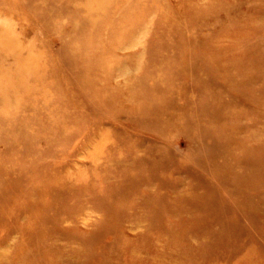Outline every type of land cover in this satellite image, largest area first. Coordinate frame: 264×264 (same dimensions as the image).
Returning <instances> with one entry per match:
<instances>
[{
	"label": "rangeland",
	"instance_id": "1",
	"mask_svg": "<svg viewBox=\"0 0 264 264\" xmlns=\"http://www.w3.org/2000/svg\"><path fill=\"white\" fill-rule=\"evenodd\" d=\"M263 66L264 0H0V264H264Z\"/></svg>",
	"mask_w": 264,
	"mask_h": 264
},
{
	"label": "bare ground",
	"instance_id": "2",
	"mask_svg": "<svg viewBox=\"0 0 264 264\" xmlns=\"http://www.w3.org/2000/svg\"><path fill=\"white\" fill-rule=\"evenodd\" d=\"M204 4H205V3H204ZM192 5H193V4H192ZM193 7H194V8H197V6L195 7L194 5H193ZM200 8H201V7H200ZM202 9H203V8H202ZM184 11H185V10H184ZM205 11H206V12H205ZM185 12H186V11H185ZM191 12H192V11H191ZM187 13H188V12H187ZM187 13H186V14H187ZM199 13H201V15H202V14H206L205 16H207V15H211V16H213V17L215 16V12H214L213 10H211V9H207V10L204 9V10H202V11L199 12ZM199 13H198V14H199ZM198 14H197V15H198ZM192 15H193V14H192ZM184 16H185V18H186V15H184ZM205 16H204V17H205ZM199 17H200V16H199ZM199 17H197V18H199ZM250 17H251V16H250ZM253 17H254V16H252V19H253ZM192 18H193V16H192ZM192 18H189V19H192ZM250 19H251V18H250ZM204 20H205V19H204ZM207 20H208V19H207ZM27 21H28V20H27ZM192 22H193V21H192ZM195 23H196V22H195ZM200 23H201V22H200ZM215 23H217V22H215ZM192 24H193V23H192ZM197 24H198V23H197ZM206 24H207V23H206ZM258 24H259V23H258ZM199 25H201V24H199ZM204 25H205V24H204ZM255 25H256V24H255ZM189 26H190V25H189ZM250 26H252V25H250ZM253 26H254V25H253ZM193 27H195V26H193ZM197 27H198V26H197ZM197 27H196V28H197ZM258 27H259V26H258ZM220 28H221V27H220ZM198 29H199V27H198ZM200 29H201V28H200ZM196 30H197V29H196ZM201 30H202V29H201ZM223 30H226V29H223ZM258 30H259V29H258ZM75 31H76V30H75ZM187 31H192V30H191V29H190V30L188 29ZM198 31H199V30H198ZM207 31H209V30H206V32H207ZM214 32H215V31H214ZM220 32H221V29H220ZM220 32L217 31V33H220ZM173 33H174V32H173ZM175 33H176V32H175ZM223 33H224V32H223ZM171 34H172V33H171ZM195 34H197V33H195ZM202 34H203V33H202ZM205 34H206V33H205ZM163 35H164V34H163ZM173 35H174V34H173ZM173 35H171V36H173ZM216 35H220V34H216ZM223 35L225 36V33H224ZM229 35L231 36L232 34H229ZM236 35H237V34H236ZM205 36H206V35H204V37H205ZM208 36H209V35H208ZM220 36H222V35H220ZM224 36H222V37H224ZM226 36H227V35H226ZM237 36H238V35H237ZM163 37H164V36H163ZM176 37H177V36H176ZM176 37H175V38L173 37V38L176 39ZM182 37H183V36H182ZM196 37H197V36H196ZM227 37H228V36H227ZM241 37H242V36H241ZM189 38H190V37H189ZM189 38H188V39H189ZM206 38H207V37H206ZM210 38H211V36H210ZM210 38H209V39H210ZM212 38H214V37H213V34H212ZM215 38H216V37H215ZM217 38H219V36H218ZM231 38H233V36H232ZM235 38H236V37H235ZM235 38H234V39H235ZM179 39H180V38H179ZM183 39H184V38H183ZM183 39H182V40H183ZM195 39H196V38H195ZM202 39H203V38H202ZM209 39H208V40H209ZM236 39H237V38H236ZM238 39H239V36H238ZM190 40H191V39H190ZM212 40H213V39H212ZM149 41H150V40H149ZM205 41H206V40H205ZM205 41H202V42L205 43ZM209 41H210V40H209ZM213 41H214V40H213ZM220 41L222 42L223 40H220ZM224 41H225V40H224ZM224 41H223V42H224ZM232 41H233V40H232ZM180 42H181V41H180ZM180 42H179V43H180ZM210 42H211V41H210ZM210 42H209V43H210ZM215 42H217V41H215ZM221 42H220V43H221ZM168 43H169V42H168ZM188 43H189V42H188ZM188 43H187V44H188ZM207 43H208V42L206 41V44H207ZM211 43H212V42H211ZM158 44H159V43H158ZM187 44H186V45H187ZM197 44H198V43H197ZM214 44H215V43H214ZM214 44H211V45L213 46ZM50 45H51V44H50ZM167 45H168V44H167ZM172 45H173V44H172ZM184 45H185V43L183 44V46H184ZM200 45H201V43H200ZM221 45H222V44H221ZM221 45H220V46H221ZM228 45H229V44H228ZM195 46H196V45H195ZM195 46H194V47H195ZM201 46H202V45H201ZM201 46H200V47H201ZM204 46H205V45H204ZM207 46H208V44H207ZM220 46H219V47H220ZM189 47H190V46H189ZM208 47H210V46H208ZM161 48H162V47H161ZM164 48H165V47H164ZM166 48H167V46H166ZM178 48H179V47H178ZM216 48H218V47H216ZM179 49H181V46H180ZM190 49H191V48H190ZM200 49H201V48H200ZM225 49H226V48H225ZM182 50H183V49H181L180 51H182ZM194 50H196V49L194 48ZM203 50H204V49H203ZM207 50H208V49H207ZM207 50H206V51H207ZM212 50H213V47H212L211 51H212ZM215 50H216V49H215ZM219 50H220V49H219ZM221 50H222V48H221ZM221 50H220V51H221ZM257 50H258V49H257ZM165 51H166V50H165ZM188 51H189V50H188ZM200 51H201V50H200ZM206 51H205V52H206ZM208 51H209V50H208ZM208 51H207V52H208ZM217 51H218V50H217ZM223 51H224V49H223ZM163 52H164V51H163ZM225 52H226V51H225ZM161 53H162V52H161ZM181 53H182V52H181ZM183 53H184V52H183ZM192 53H193V51H192ZM200 53H201V52H200ZM200 53H199V54H200ZM222 53H223V52L221 51V54H222ZM250 53H251V52H250ZM254 53H256V52L254 51ZM254 53H252V56L254 55ZM168 54H169V53H168ZM170 54H171V53H170ZM174 54H175V53H174ZM194 54H196V53H194ZM204 54H206V53H204ZM212 54H213V53H212ZM212 54H211V55H212ZM223 54H224V53H223ZM259 54H260V52H259ZM84 55H85V54H84ZM132 55H133V54H132ZM164 55H165V54H164ZM175 55H177V54H175ZM215 55H217V54H215ZM218 55H220V53H218ZM236 55H237V54H236ZM249 55H250V54H249ZM166 56H167V55H166ZM171 56H172V55H171ZM179 56H180V55L178 54V57H179ZM208 56H210V55H209V52H208ZM257 56L259 57V55H257ZM186 57H187V54H186ZM190 57H191V56H190ZM196 57H199V56H195V58H196ZM211 57H212V56H211ZM217 57H219V56H217ZM220 57H221V56H220ZM225 57H226V56H225ZM248 57H249V56H247L246 58H248ZM250 57H251V55H250ZM92 58H93V57H92ZM187 58H188V57H187ZM214 58H215V57H214ZM236 58H237V57H236ZM238 58H239V57H238ZM242 58H243V56L241 55V61H242ZM244 58H245V57H244ZM7 59H8V58H7ZM62 59H63V58H62ZM189 59H190V58H189ZM197 59H198V58H197ZM197 59H196V60H197ZM207 59H208V58H207ZM212 59H213V58H212ZM226 59H227V58H226ZM231 59H233V58H231ZM234 59H235V58H234ZM251 59H252V58H248V59H245V60H246L247 62L250 63V62H251ZM258 59H259V58H258ZM221 60H222V59H221ZM235 60H236V59H235ZM235 60H234V61H235ZM237 60H238V59H237ZM256 60H257V58H256ZM155 61H156V60H155ZM187 61H188V59H187ZM190 61H191V60H190ZM205 61H206V60H205ZM208 61H209V60H208ZM208 61H206V62H208ZM213 61H214V60H213ZM232 61H233V60H232ZM194 62H195V61H194ZM196 62H197V61H196ZM209 62H210V61H209ZM209 62H208V63H209ZM227 62H228V61H227ZM262 62H263V61H262ZM157 63H158V62H157ZM210 63H212V62H210ZM210 63H209V64H210ZM214 63H215V62H214ZM228 63H229V62H228ZM239 63H240V62H239ZM245 63H246V62H245ZM245 63H244V64H245ZM258 63H259V61H258ZM189 64H190V63H189ZM193 64H194V63H193ZM193 64H191V65H193ZM195 64H196V63H195ZM229 64H230V63H229ZM235 64H236V63H235ZM244 64H243V65H244ZM252 64H253V63H252ZM255 64H256V63H255ZM187 65H188V64H187ZM226 65H227V64H226ZM238 65H239V64H237V67H238ZM240 65H242V64L240 63ZM246 65H247V64H246ZM259 65H260V64H259ZM262 65H263V64H262ZM206 66H207V65H206ZM208 66H209V65H208ZM212 66H213V65H212ZM229 66H230V65H229ZM229 66H228V67H229ZM203 67H204V66H203ZM209 67L211 68V65H210ZM213 67H214V66H213ZM228 67H227V68H228ZM241 67H242V68H246L245 65H244V66H241ZM253 67H255V65H253ZM259 67H260V66H259ZM169 68H170V67H169ZM195 68H196V67H195ZM250 68H251V67H250ZM196 69H197V68H196ZM204 69H205V68H204ZM240 69H241V68H240ZM256 69H257V68H256ZM256 69H255V70H256ZM263 69H264V66H263ZM167 70H168V68H167ZM189 70H190V69H189ZM206 70H207V69H206ZM206 70H205V72H206ZM261 70H262V69H261ZM261 70H260V71H261ZM222 71H223V70H222ZM234 71H235L234 68H232V69H228V70L226 69V72L228 73L229 76H231L232 74H234ZM237 71H238V70H237ZM188 72H189V71H188ZM194 72H195V71H194ZM209 72H211V71H209ZM209 72H207V73H209ZM238 72H239V71H238ZM240 72H241V71H240ZM201 73H203V71H202ZM211 74H212V73H211ZM204 75H205V74H204ZM207 75L209 76L210 74H207ZM238 75H239V73H238ZM245 75H246V74H245ZM259 75H260V74H259ZM92 76H93V75H92ZM233 76H234V75H233ZM251 76H252V75H251ZM263 76H264V75H263ZM200 77H201V76H200ZM210 77H211V76H210ZM214 77H216V75H215ZM238 77H239V76H238ZM245 77H246V76H245ZM252 77H253V76H252ZM227 78H228V77H227ZM232 78H233V77H232ZM140 79H141V78H140ZM204 79H205V76H204ZM206 79H207V77H206ZM241 79H242V78H241ZM212 80H213V78H212ZM218 80H219V79H218ZM142 81H143V80H142ZM206 81H207V80H206ZM214 81H215V79H214ZM216 81H217V79H216ZM239 81H240V80H239ZM239 81H238V83H239ZM246 81H247V80H246ZM248 82H249V81H248ZM122 83H123V82H122ZM133 83H134V82H133ZM198 83H199V82H198ZM202 83H203V82H202ZM205 83H206V82H205ZM219 83H221L222 85H225V86H229V87L233 85V81H232V82H229V85H228V82H227V81H224L223 83H222V81H220ZM249 83H250V82H249ZM255 83H256V82H255ZM255 83H254V84H255ZM119 84H120V83H119ZM119 84H118V85H119ZM124 84H125V83H124ZM136 84H137V83H136ZM143 84H144V81H143L142 85H143ZM200 84H201V83H200ZM206 84H207V83H206ZM247 84H248V83H246V85H247ZM127 85H128V84H127ZM127 85H126V88H127ZM192 85H194V84H192ZM198 85H199V84H198ZM198 85H197V86H198ZM216 85H217V84H216ZM234 85H236V84H234ZM240 85H241V82H240ZM242 85H243V84H242ZM250 85H251V84H250ZM252 85H253V84H252ZM137 86H138V85H137ZM187 86H189V85H187ZM203 86H204V85H203ZM211 86H213V85H211ZM218 86H219V85H218ZM218 86H217V87H218ZM236 86H237V85H236ZM243 86H244V85H243ZM247 86H248V85H247ZM258 86H259V85H258ZM87 87H88V85H87ZM92 87H93V84H92ZM121 87H122V86H121ZM148 87H149V86H148ZM150 87H151V86H150ZM205 87H206V86H205ZM239 87H240V86H239ZM261 87H262V85H261ZM131 88H132V87H131ZM136 88H137V87H136ZM146 88H147V86H146ZM206 88H207V87H206ZM218 88H219V87H218ZM240 88H241V87H240ZM240 88H238L240 91H241L242 89L244 90V88H242V89H240ZM262 88H263V87H262ZM124 89H125V88H124ZM127 89H128V88H127ZM133 89H134V88H133ZM140 89H141V88H140ZM149 89H150V88H149ZM222 89H223V88H222ZM225 89H226V87H225ZM227 89H228V88H227ZM251 89H253V88L251 87ZM256 89H257V88H256ZM256 89H255V90H256ZM259 89H260V87H259ZM116 90H117V89H116ZM141 90H142V89H141ZM146 90H147V89H146ZM207 90H208V88H207ZM207 90H206V91H207ZM211 90H213V89H211ZM253 90H254V89H253ZM128 91H130V89H129ZM147 91H148V90H147ZM151 91H152V90H151ZM208 91H209V90H208ZM214 91H215V89H214ZM248 91H249V90H248ZM248 91H247V93H248ZM122 92H123V91H122ZM126 92H127V91H126ZM135 92H136V91H135ZM135 92H134V93H135ZM144 92H145V91H144ZM218 92H220V91H218ZM230 92H231V91H230ZM242 92H243V91H242ZM244 92H245V91H244ZM244 92H243V93H244ZM252 92H253V91H252ZM252 92H251V93H252ZM129 93H130V92H129ZM134 93H133V94H134ZM145 93H146V92H145ZM251 93H250V94H251ZM109 94H110V95H113L114 93H109ZM119 94H120V93H119ZM124 94H125V93H124ZM142 94H143V93H142ZM212 94H213V93H212ZM228 94H229V93H228ZM228 94H227V95H228ZM236 94H238V93H236ZM252 94H253V93H252ZM252 94H251V96H252ZM254 94H256V93H254ZM261 94H262V93H261ZM102 95L105 96L106 93H104V94H102ZM114 95H117V94H114ZM140 95H141V94H140ZM143 95H144V94H143ZM128 96H129V94H128ZM131 96H133V95H131ZM144 96H145V95H144ZM150 96H152V94H151ZM150 96H149V97H150ZM216 96H217V95H216ZM222 96H223V95H222ZM126 97H127V96H126ZM133 97H134V96H133ZM209 97H210V96H209ZM214 97H215V96H214ZM241 97H242V96H241ZM105 98H106V97H105ZM129 98H130V97H128V99H129ZM134 98H135V97H134ZM144 98H145V97H144ZM146 98H147V97H146ZM222 98H223V97H222ZM228 98H229V97H228ZM244 98H246V97H244ZM262 98H264V97H262ZM136 99H137V98H136ZM154 99H155V98H154ZM218 99H219V98H218ZM229 99H230V98H229ZM229 99H228V100H229ZM142 100H143V99H142ZM146 100H147V99H146ZM165 100H166V99H165ZM193 100H194V99H193ZM197 100H198V99H197ZM205 100H206V99H205ZM211 100H212V99H211ZM213 100H214V99H213ZM219 100H220V99H219ZM225 100H226V99H225ZM244 100H245V99H244ZM255 100H256V98H255ZM262 100H263V99H262ZM137 101H138V99H137ZM155 101H156V99H155ZM163 101H164V100L162 99V102H163ZM169 101H170V100H169ZM215 101H216V100H215ZM121 102H124V101L121 100ZM127 102H128V101H127ZM135 102H136V100H135ZM139 102H141V100H139ZM162 102H160V103H161V104H164V103H162ZM197 102H198V101H197ZM218 102H219V101H218ZM226 102H227V100H226ZM226 102H225V103H226ZM235 102H236V101H235ZM259 102H260V101H259ZM136 103H137V102H136ZM155 103H156V102H155ZM219 103H220V102H219ZM263 103H264V102H263ZM91 104H92V103H91ZM141 104H142V103H141ZM169 104H170V103H169ZM213 104H215V103H213ZM220 104H221V103H220ZM230 104H232V103H230ZM238 104H239V103H238ZM251 104H252V103H251ZM153 105H154V104H153ZM156 105H158V104H156ZM166 105H167V104H166ZM217 105H218V103H217ZM221 105H222V107H223V104H221ZM227 105H228V104H227ZM138 106H139V105H138ZM150 106H151V105H150ZM206 106H208V105H206ZM234 106H235V105H234ZM234 106H233V107H234ZM238 106H239V105H238ZM253 106H254V105H253ZM127 107H128V106H127ZM127 107H126V108H127ZM136 107H137V106H136ZM140 107H141V106H140ZM204 107H205V105H204ZM224 107H225V106H224ZM226 107H227V106H226ZM255 107H256V105H255ZM138 108H139V107H138ZM149 108H150V107H149ZM157 108H158V106H157ZM160 108H161V107H159V109H160ZM194 108H195V107H194ZM199 108H200V107H199ZM218 108H219V107H218ZM220 108H221V107H220ZM228 108H229V107H228ZM257 108H258V107H257ZM139 109L141 110V108H139ZM147 109H148V104H147ZM153 109H155V108H153ZM223 109H224V108H223ZM258 109H259V108H258ZM208 110H210V109L208 108ZM226 110H227V109H226ZM256 110H257V109H256ZM146 111H147V110H146ZM212 111H213V110H212ZM231 111H232V110H231ZM253 111H254V110H253ZM137 112H138V110H137ZM151 112H152V109H151ZM214 112H215V111H214ZM225 112H226V111H225ZM227 112H228V111H227ZM256 112H257V111H256ZM141 113H142V112H141ZM144 113H145V112H144ZM147 113H148V112H147ZM246 113H248V112H246ZM120 114H122V113H120ZM129 114H130V113H129ZM149 114H151V113H149ZM153 114H154V113H153ZM156 114H157V113H156ZM249 114H250V112H249ZM255 114H256V113H255ZM257 114H258V113H257ZM127 115H128V114H127ZM130 115H131V114H130ZM147 115H148V114H147ZM151 115H152V114H151ZM157 115H158V114H157ZM195 115H196V114H195ZM233 115H234V114H233ZM236 115H237V114H236ZM242 115H243V114H242ZM262 115H263V114H262ZM82 116H83V115H82ZM145 116H146V115H145ZM148 116H150V115H148ZM153 116H154V115H153ZM205 116H206V115H205ZM213 116H215V115H213ZM216 116H217V115H216ZM237 116H238V118H239V115H237ZM128 117H129V115H128ZM140 117H141V116H140ZM151 117H152V116H151ZM234 117H235V116H234ZM251 117H252V116H251ZM125 118H127V117H125ZM142 118H144V117H142ZM152 118H153V117H152ZM152 118H150V119L152 120ZM156 118H158V117L156 116ZM212 118H214V117H212ZM79 119H80V118H79ZM140 119H141V118H140ZM145 119H147V117H146ZM148 119H149V117H148ZM150 119H149V121H151ZM198 119H199V118H198ZM260 119H261V118H260ZM133 120H134V118H133ZM142 120H143V119H142ZM179 120H180V119H179ZM207 120H208V119H207ZM227 120H228V119H227ZM229 120H230V118H229ZM74 121H75V120H74ZM149 121H148V122H149ZM158 121H159V120H158ZM161 121H162V120H161ZM200 121H201V120H200ZM223 121H224V120H223ZM230 121H231V120H230ZM232 121H233V120H232ZM253 121H254V120H253ZM141 122H145V120H143V121H141ZM146 122H147V121H146ZM151 122H152V121H151ZM151 122H150V124H151ZM205 122H206V121H205ZM238 122H239V121H238ZM244 122H246V121H244ZM251 122H252V121H251ZM215 123H216V122H215ZM220 123H222V122H220ZM240 123H241V122H240ZM260 123H261V122H260ZM147 124H148V123H147ZM157 124L159 125V123H157ZM204 124H205V123H204ZM204 124H203V125H204ZM213 124H214V123H213ZM94 125H95V124H94ZM210 125H211V124H210ZM237 125H238V124H237ZM262 125H263V124H262ZM142 126H143V124H142ZM155 126H156V122H155ZM144 127H145V126H144ZM144 127H143V128H144ZM150 127H151V126H150ZM100 128H101V127H100ZM148 128H149V127H148ZM148 128H146V129H148ZM153 128H154V127H153ZM211 128H212V127H211ZM257 128H258V127H257ZM233 129H234V128H233ZM235 129H236V128H235ZM254 129H255V128H254ZM254 129H253V130H254ZM260 129H262V127H261ZM263 129H264V128H263ZM93 130H94V129H93ZM257 130H258V129H257ZM257 130H256V131H257ZM28 131H29V130H28ZM28 131H27V132H28ZM196 131H197V130H196ZM204 131H205V130H204ZM242 131H243V130H242ZM256 131H255V132H256ZM260 131H261V130H260ZM33 132H34V131H33ZM182 132H183V131H182ZM205 133H207V131H206ZM236 133H238V132H236ZM259 133H260V132H259ZM263 133H264V132H263ZM238 134H239V133H238ZM240 134H241V133H240ZM250 134H251V133H250ZM253 134H254V133H253ZM29 135H30V134H29ZM223 135H224V134H223ZM254 135H255V134H254ZM70 136L72 137L71 134H70ZM115 136H116V135H115ZM176 136H177V134H176ZM213 136H215V133H214ZM236 136H237V135H236ZM242 136H246V138H247V137H248V138H249V137H250V138L253 137L252 135H249V134H247V133H245V132H244V134H242ZM242 136H241V137H242ZM256 136H257V135H256ZM256 136H255V137H256ZM258 136H260V134H259ZM258 136H257V137H258ZM261 136H262V135H261ZM1 137H2V136H1ZM31 137H32V134H31ZM33 137H34V136H33ZM68 137H69V136H68ZM122 137H123V136H122ZM226 137H227V136H226ZM238 137H239V135H238ZM257 137H256V138H257ZM221 138H222V137H221ZM232 138L235 139V137H232ZM242 138H245V137H242ZM259 138H260V137H259ZM36 139H37V136H36ZM260 139H261V138H260ZM65 140H66V139H65ZM222 140H223V139H222ZM244 140H245V139H244ZM246 140H248V139H246ZM262 140H263V139H262ZM62 141H63V140H62ZM133 141H134V140H133ZM263 141H264V140H263ZM5 142H6V141H5ZM10 142H11V141H10ZM227 142H228V141H227ZM233 142H234V141H233ZM235 142H237V141L235 140ZM256 142H257V141H256ZM24 143L26 144V142H24ZM107 143H108V142H107ZM219 143H221V142H219ZM224 143H225V142H224ZM228 143H229V142H228ZM249 143H250V141H249ZM260 143H261V145L263 144L262 142H260ZM91 144H92V143H91ZM252 144H253V143H252ZM95 145H96V144H95ZM106 145H107V144H106ZM109 145H110V144H109ZM120 145H122V144H120ZM213 145H214V144H213ZM223 145H224V144H223ZM231 145H232V144H231ZM237 145H238V144H237ZM261 145H260V146H261ZM23 146H24V145H23ZM117 146H118V144H117ZM224 146H225V145H224ZM224 146H223V147H224ZM112 147H113V145H112ZM216 147H217V146H216ZM227 147H228V145H227ZM250 147H251V145H250ZM254 147H256V146L254 145ZM93 148H94V147H93ZM251 148H252V147H251ZM104 149H105V148H104ZM120 149L122 150L123 148H120ZM207 149H208V148H207ZM226 149H227V148H226ZM253 149H254V148H253ZM253 149H252V150H253ZM110 150H111V149H110ZM124 150H125V149H124ZM255 150H256V149H255ZM262 150H263V149H262ZM51 151H52V150H51ZM95 151H96V150H95ZM111 151H112V150H111ZM116 151H117V150H116ZM208 151H209V150H208ZM210 151H211V150H210ZM212 151H213V150H212ZM259 151H260V150H259ZM43 152H44V151H43ZM106 152H107V150H106ZM214 152H215V151H214ZM254 152H255V151H254ZM260 152H261V151H260ZM124 153H125V152H124ZM22 154H23V153H22ZM106 154H108V153H106ZM119 154H120V153H119ZM126 154H129V153H126ZM133 154H134V153H133ZM162 154H163V153H162ZM262 154H263V153H262ZM89 155H90V154H89ZM94 155H95V154H93V155H91V156H94ZM117 155H118V153H117ZM117 155H116L115 158H117ZM146 155H147V154H146ZM97 156H98V155H97ZM101 156H102V155H101ZM114 156H115V155H114ZM121 156H122V155H121ZM121 156H120V157H121ZM36 157H37V156H36ZM94 157H95V156H94ZM99 157H100V156H99ZM118 157H119V156H118ZM149 157H151V156H149ZM259 157H260V156H259ZM262 157H264V155H263ZM95 158H96V157H95ZM100 158H101V157H100ZM115 158H114V159H115ZM122 158H123V157H122ZM257 158H258V156H257ZM91 159H92V157H91ZM104 159H105V158H104ZM124 159H125V158H124ZM253 159H255V158H253ZM259 159H260V158H259ZM35 160H36V159L34 158V161H35ZM107 160L110 161L111 159H109V157L107 156ZM116 160H117V159H116ZM127 160H128V159H127ZM127 160H126V161H127ZM102 161H103V159L101 160V162H102ZM104 161H105V160H104ZM111 161H113V160H111ZM114 161H115V160H114ZM122 161H123V160H122ZM132 161H133V160H132ZM253 161H254V160H253ZM255 161H256V159H255ZM32 162H33V161H32ZM116 162H117V161H116ZM119 162H120V161H119ZM129 162H130V160H129ZM138 162H139V161H138ZM155 162H156V161H155ZM244 162H245V161H244ZM117 163H118V162H117ZM157 163H158V166H161V164H160L158 161H157ZM254 163H255V162H254ZM102 164H103V163H102ZM107 164H108V163H107ZM107 164H106V165H107ZM111 164H112V163H111ZM241 164H243V162H242ZM255 164H256V163H255ZM26 165H27V164H26ZM26 165H25V166H26ZM152 165H153V164H152ZM247 165L249 166V165H252V164H247ZM247 165H246V166H247ZM253 165H254V164H253ZM256 165H257V164H256ZM261 165H262V164H261ZM41 166H42V165H41ZM48 166H49V165H48ZM102 166H103V165H102ZM108 166H110V165H108ZM119 166H120V164H119ZM238 166H240V165H238ZM254 166H255V165H254ZM254 166L251 167V168H254ZM263 166H264V165H263ZM17 167H18V166H17ZM202 167H203V166H202ZM18 168H19V167H18ZM111 168H113V167H111ZM111 168H110V169H111ZM158 168H159V167H158ZM158 168H157V170H158ZM184 168H185V167H184ZM244 168H245V164H244ZM251 168H250V169H251ZM262 168H263V167H262ZM262 168H261V169H262ZM110 169H109V170H110ZM117 169H119V168H117ZM125 169H126V168H125ZM21 170H23V169H21ZM26 170H27V169H26ZM113 170H115V169H113ZM134 170H135V169H134ZM184 170H185V169H184ZM237 170H238V169H237ZM252 170H253V169H252ZM263 170H264V168H263ZM263 170H261V171H263ZM93 171H94V170H93ZM93 171H92V172H93ZM111 171H112V170H110V173H111ZM249 171H250V170H249ZM254 171H255V170H254ZM254 171H253V172H254ZM259 171H260V170H259ZM15 172H16V171H15ZM96 172H97V171H96ZM108 172H109V171H108ZM114 172H115V171H114ZM127 172H128V171H127ZM247 172H248V171H247ZM3 173H4V172H3ZM16 173H17V172H16ZM77 173H78V172H77ZM103 173H104V172H103ZM103 173H102V174H103ZM249 173H250V172H249ZM251 173H252V172H251ZM251 173H250V174H251ZM257 173H258V172H257ZM11 174H12V172H11ZM20 174H21V173H20ZM25 174H26V173H25ZM41 174H42V173H41ZM74 174H76V173L74 172ZM79 174H80V173H79ZM97 174H99V173H96V175H97ZM254 174H256V173H254ZM254 174H251V175H254ZM258 174H259V173H258ZM5 175H6V174H5ZM77 175H78V174H77ZM81 175H82V174H81ZM145 175H146V174H145ZM245 175H246V174H245ZM12 176H13V175H12ZM19 176H20V175H19ZM19 176L17 175V177H19ZM32 176H33V175H32ZM38 176H39V175H38ZM72 176H73V174H72ZM72 176H71V177H72ZM93 176H94V174H93ZM93 176H92V177H93ZM101 176H102V175H101ZM101 176H99V177H101ZM131 176H132V175H131ZM81 177H85V176H81ZM2 178H3V177H2ZM28 178H29V177H28ZM34 178H35V177H34ZM38 178H39V177H38ZM38 178H36V179H38ZM78 178H79V177H78ZM104 178H106V177H104ZM4 179H5V177H4ZM4 179H1V180L3 181ZM16 179H17V178H16ZM20 179H21V178H20ZM23 179H24V178H23ZM70 179H71V178H70ZM82 179H84V178H82ZM120 179H121V178H120ZM154 179H155V178H154ZM6 180H7V179H6ZM32 180H33V179H32ZM32 180H31V181H32ZM73 180H74V179H73ZM79 180H81V179H79ZM121 180H123V179H121ZM150 180H151V179H150ZM180 180H181V179H180ZM104 181H105V180H104ZM148 181H149V180H148ZM196 181H197V180H196ZM143 182H144V181H143ZM191 182H193V181H191ZM20 183H21V182H20ZM144 183H145V182H144ZM197 183H198V181H197ZM197 183H196V185H197ZM211 183H212V182H211ZM2 184H3V183H2ZM15 184H16V183H15ZM21 185H22V184H21ZM26 185H27V184H26ZM179 185H180V184H179ZM228 185H230V184H228ZM15 186H16V185H15ZM100 186H101V185H100ZM100 186H99V187H100ZM139 186H141V185H139ZM205 186H206V185H205ZM16 187H17V186H16ZM97 187H98V186H97ZM97 187H96V188H97ZM207 187H208V186H207ZM0 188H1V187H0ZM14 188H15V187H14ZM17 188H18V187H17ZM23 188H24V187H23ZM116 188H117V187H116ZM227 188H228V187H227ZM11 189H12V188H11ZM18 189H19V188H18ZM21 189H22V186H21ZM94 189H95V188H94ZM94 189H93V190H94ZM97 189H98V188H97ZM97 189H96V190H97ZM117 189H118V188H117ZM200 189H201V188H200ZM202 189H203V188H202ZM212 189H213V188H212ZM216 189H217V188H216ZM4 190H5V189H4ZM22 190H23V189H22ZM96 190H94V191L97 192ZM105 190H106V189H105ZM232 190H233V189H232ZM1 191H2V190H1ZM10 191H11V190H10ZM14 191H16V189H15ZM18 191H19V190H18ZM23 191H24V190H23ZM98 191H99V190H98ZM101 191H102V190H101ZM128 191H129V188H128ZM188 191H189V190H188ZM211 191H212V190H211ZM211 191H210V192H211ZM7 192H8V191H7ZM11 192H12V191H11ZM11 192H10V193H11ZM95 192H94V193H95ZM109 192H110V191H109ZM1 193H2V192H1ZM5 193H6V192H5ZM13 193H14V192H13ZM20 193H21V192H20ZM34 193H35V192H34ZM175 193H176V192H175ZM202 193H203V192H202ZM7 194H8V193H7ZM11 194H12V193H11ZM26 194H27V193H26ZM96 194H98V193H96ZM100 194H102V193H100ZM100 194H99V196H100ZM107 194H108V193H107ZM187 194H188V193H187ZM206 194H207V193H205V195H206ZM32 195H33V194H32ZM108 195H109V194H108ZM1 196H2V194H1ZM1 196H0V197H1ZM24 196H25V195H24ZM104 196H105V195H104ZM206 196H207V195H206ZM209 196H210V195H209ZM28 197H29V196H28ZM31 197H32V196H31ZM92 197H93V196H92ZM94 197H95V196H94ZM107 197H108V196H107ZM109 197H110V196H109ZM117 197H118V195H117ZM181 197H182V196H181ZM186 197H187V196H186ZM13 198H14V197H13ZM33 198H34L33 200H35V197H33ZM39 198H40V197H39ZM184 198H185V197H184ZM2 199H3V198H2ZM9 199H10V197H9ZM117 199H118V198H117ZM182 199H183V198H182ZM203 199H204V197H203ZM37 200H38V199H37ZM96 200H97V199H96ZM9 201H10V200H9ZM16 201H17V200H16ZM38 201H40V199H39ZM106 201H107V200H106ZM10 203H11V202H10ZM13 203H14V202H13ZM158 203H159V202H158ZM178 203H180V202H178ZM3 204H4V203H3ZM185 204H186V203H185ZM204 204H205V203H204ZM8 205H9V204H8ZM180 205H181V204H180ZM183 205H184V204H183ZM186 205H187V204H186ZM1 206H2V205H1ZM10 206H11V205H10ZM16 206H17V205H16ZM162 206H163V205H162ZM187 206H189V205H187ZM196 206H197V205H196ZM199 206H200V205H199ZM199 206H198V207H199ZM11 207H12V206H11ZM183 207H184V206H183ZM201 207H202V206H201ZM7 208H8V207H7ZM56 208H57V207H56ZM178 208H179V206H178ZM184 208H185V207H184ZM207 208H208V206H207ZM210 208H211V207H210ZM213 208H214V207H213ZM1 209H2V208H1ZM23 209H24V208H23ZM58 209H59V207L57 208V210H58ZM115 209H116V208H115ZM176 209H177V207H176ZM181 209H182V208H181ZM188 209H189V207H188ZM196 209H197V208H196ZM9 210H10V209H9ZM9 210H8V211H9ZM113 210H114V209H113ZM173 210H174V209H173ZM173 210H172V211H173ZM205 210H206V209H205ZM8 211H7V212H8ZM18 211H19V210H18ZM182 211H183V209H182ZM191 211H192V210H190V212H191ZM197 211H198V210H197ZM209 211H210V210H209ZM21 212H22V211H21ZM25 212H26V211H25ZM53 212H54V211H52V213H53ZM176 212H177V210H176ZM176 212H175V210H174V213H175V214H176ZM183 212H184V211H183ZM183 212H182V213H183ZM187 212H188V211H187ZM199 212H200V210H199ZM217 212H218V211H217ZM217 212H216V213H217ZM172 213H173V212H172ZM185 213H186V212H185ZM188 213H189V212H188ZM191 213H192V212H191ZM196 213H197V212H196ZM207 213H208V211H207ZM213 213H214V212H213ZM14 214H15V213H14ZM17 214H18V213H17ZM43 214L46 215L45 213H43ZM175 214H174V215H175ZM201 214H203V213H201ZM208 214H209V213H208ZM25 215H26V214H25ZM154 215H155V214H154ZM180 215H182V214L180 213ZM189 215H190V214H189ZM218 215H219V214H218ZM218 215H217V216H218ZM15 216H17V215H15ZM19 216H20V215H19ZM23 216H24V215H23ZM53 216H54V215H53ZM172 216H173V215H172ZM172 216H171V217H172ZM6 217H7V216H6ZM12 217H13V216H12ZM218 217H219V216H218ZM221 217H222V216H221ZM9 218H10V217H9ZM49 218H50V217H49ZM56 218H57V217H56ZM111 218H112V217H111ZM180 218H181V217H180ZM182 218H183V217H182ZM186 218H187V217H186ZM214 218H216V217H214ZM15 219H16V218H15ZM20 219H21V218H20ZM172 219H173V217H172ZM177 219H178V218H177ZM187 219H188V218H187ZM0 220H1V219H0ZM47 220H48V219H46V221H47ZM49 220H53V217H52V219H49ZM159 220H160V219H159ZM36 221H37V220H36ZM56 221H57V220H56ZM160 221H161V220H160ZM115 222H116V221H115ZM37 223H38V221H37ZM39 223H40V222H39ZM45 223H46V222H45ZM151 223H152V222H151ZM157 223H158V219H157ZM159 223H160V222H159ZM161 223H162V222H161ZM213 223H214V222H213ZM118 224H119V223H118ZM121 224H122V223H121ZM35 225H36V224H35ZM99 225H100V224H99ZM97 226H98V224H97ZM149 226H150V225H149ZM152 226H153V225H152ZM36 227H37V226H36ZM36 227H34V228H36ZM49 227H50V228H48V226H47L48 229H51V226H50V225H49ZM103 227H104V226H103ZM105 227H106V226H105ZM109 227H110V226H109ZM150 227H151V226H150ZM52 228H53V227H52ZM195 228H196V227H195ZM55 229H56V228H55ZM105 229H106V228H105ZM58 230L60 231V229H58ZM58 230L56 229V231H58ZM94 230H95V229H94ZM102 230H103V229H102ZM102 230H101V231H102ZM106 230H107V229H106ZM35 231H36V230H35ZM53 231H54V229H53ZM202 231H203V230H202ZM30 232H32V231H30ZM86 232H87V231H86ZM88 232H89V231H88ZM115 232H116V231H115ZM34 233H35V232H34ZM34 233H33V234H34ZM55 233H56V232H55ZM57 233H59V232H57ZM29 234H30V233H29ZM33 234H32V236H33ZM92 234H93V233H92ZM92 234H91V235H92ZM101 234H102V233H101ZM50 235H51V234H50ZM37 236H38V235H37ZM92 236H93V235H92ZM27 237H28V236H27ZM27 237H25V240H26ZM34 237H36V236H34ZM44 237H45V236H44ZM51 237H52V236H51ZM53 237H54V236H53ZM94 237H95V235H94ZM97 237H98V236H97ZM45 238H46V237H45ZM90 238H91V237H90ZM27 239H28V238H27ZM46 240H47V239H46ZM91 240H94V239H91ZM204 240H205V239H204ZM206 240H207V239H206ZM26 241H27V240H26ZM96 241H97V240H96ZM88 242H91V241L89 240ZM143 251H144V250H143ZM28 253H30V251H29ZM26 255H27V254H26ZM29 255H30V254H29ZM203 257H204V255H203ZM24 258H25V257H24ZM198 258H199V256H198ZM200 258H201V256H200ZM29 259H30V257H29ZM34 259H35V258H34ZM26 260H27V259H26ZM30 261H31V260H30ZM47 261H48V260H47ZM57 261H58V260H57ZM66 261H67V260H66ZM68 261H69V260H68ZM195 261H196V260H195ZM32 262L34 263V261H32ZM45 262H46V261H44V263H45ZM75 262H76V261H75ZM86 262H87V261H86ZM206 262H207V261H206ZM26 263H27V262H26ZM33 263H32V264H33ZM48 263H49V262H48ZM73 263H74V262H73ZM103 263H104V262H103ZM207 263H208V262H207ZM38 264H40V263H38ZM45 264H46V263H45ZM79 264H80V263H79ZM82 264H83V263H82Z\"/></svg>",
	"mask_w": 264,
	"mask_h": 264
}]
</instances>
